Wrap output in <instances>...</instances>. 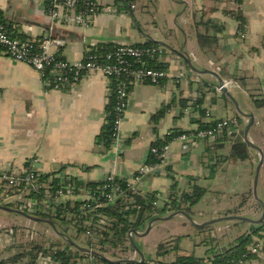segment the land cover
I'll use <instances>...</instances> for the list:
<instances>
[{
    "label": "crops",
    "instance_id": "crops-1",
    "mask_svg": "<svg viewBox=\"0 0 264 264\" xmlns=\"http://www.w3.org/2000/svg\"><path fill=\"white\" fill-rule=\"evenodd\" d=\"M102 1L117 10L127 8L125 14L100 12L89 27L82 28L51 24L46 0H0V11L13 36L50 40V50L61 59H81L100 43L152 42L164 49L161 62L170 76L180 71L184 76L178 80L172 76L162 86L132 84L117 137L107 149L96 141L105 123L110 93L109 81L102 73H90L71 88L46 89L30 65L0 55V172L32 163L38 173L67 176L82 183H96L109 174L127 181L139 165L149 160L152 144L164 140L172 131L194 129L204 120L236 117L241 121L239 137L243 141L244 130L253 119L247 138L258 149L247 145L248 157L244 160L225 157L230 149L228 141L212 153L209 141L192 144L188 150H183L176 141L170 147L167 169L141 178L134 189L157 191L164 197L172 183L176 182L178 190L186 191L198 185L205 192L191 208L194 222L241 213L249 219H258L261 205L258 202L256 208L249 199L253 198L255 169L261 161L256 191L264 203V106L257 107L254 102L264 98V0H242L239 5L235 0ZM129 4L135 5L134 8L130 10ZM236 11L245 21L242 27L235 17ZM197 33H206L216 40L203 49ZM234 77L243 78V84L238 82L242 88L226 89L230 97L216 90L220 79L235 80ZM231 90L243 92L252 103L243 108ZM195 93L200 94L198 101L202 102L192 108L189 104ZM163 105L167 106L164 115L153 120L152 114ZM251 109L261 111V116ZM202 111L209 116L200 117ZM217 154L221 156L216 161ZM210 204L221 206L220 210L195 218L200 208ZM0 205L16 209L12 202ZM245 205H248L245 212H236V207ZM11 213L32 224L14 216L0 217V264L16 253L25 252L32 244L61 243L48 223ZM184 217L177 214L170 219ZM166 220L154 222L151 228ZM236 221L241 220H226V225L240 223ZM35 222L50 230H38ZM245 222L249 225L231 236L230 241L254 224ZM139 231L142 235L145 230ZM31 232L36 236L29 240ZM261 239L264 243V231ZM62 246L61 243L59 247ZM205 248L201 246L183 254L203 256ZM139 250L147 259L143 250ZM263 259L264 252L250 261L259 264ZM27 260L22 257L13 264H24Z\"/></svg>",
    "mask_w": 264,
    "mask_h": 264
},
{
    "label": "built area",
    "instance_id": "built-area-1",
    "mask_svg": "<svg viewBox=\"0 0 264 264\" xmlns=\"http://www.w3.org/2000/svg\"><path fill=\"white\" fill-rule=\"evenodd\" d=\"M46 10L51 24H74L76 26L87 28L92 24L94 17L100 12L125 14V8L119 10L114 7L107 6L102 0H46ZM135 5L129 4L131 10ZM126 7V6H125ZM50 40L36 41L34 39H20L13 36L4 22L3 15L0 11V55L7 56L16 61L24 62L30 65L38 74L43 86L46 89H63L71 88L79 84L80 80L93 72H100L108 81L116 80L114 87L115 92V120L113 141L117 137L119 125L123 113L127 106V99L130 90L128 87L135 83H150L155 85H164L170 77L178 80L184 76L183 72H178L170 76V74L161 68H151L146 64L145 58H155L162 61L161 46H137L135 44L117 43L103 54H95L87 52L78 60L68 61L58 58L57 55L50 50ZM90 51V50H89ZM231 87L242 88V86L231 78L222 79L216 87L218 92ZM111 91L110 88L108 89ZM200 94L195 95L190 100L189 106L197 108V99ZM188 111V109H186ZM206 116L209 113L206 112ZM216 124L207 129H198V127L181 132L173 136L170 141L161 145H152L149 148L150 160L145 161L136 169L134 176L124 181L125 188H121L120 184L115 181V177L111 174L105 176L96 185L89 186L82 183L78 179L69 178L62 175H54L48 178L43 184L36 181L37 171L33 168V164L29 163L21 169H12L10 171L0 172V204L14 203L16 209L25 212L28 215L35 216L37 207L39 210L47 211L48 208L53 210L56 205L63 207V203L67 200L79 203L81 210V218H83L84 227L87 229L81 234L76 233V229L70 226L68 234H63L59 238L68 239L72 237V241L85 249L83 253L89 256L96 253L108 260L133 259L140 264H156L153 259H145L138 254L130 245V239L133 241L141 233L137 230L135 234L132 230L127 231L126 248H111L103 245L105 248L102 252L100 245L95 244L99 238L98 227H103L110 223L111 218L103 214L100 208L103 205L113 204L122 195L124 189H134V185L139 183L141 178L164 172L167 166L168 154L171 144L179 142L183 150H188L192 144L201 143L203 141H214L219 133L226 131L229 138L233 137V133H239L241 124L236 117H226L217 119ZM170 134V133H169ZM167 134V135H169ZM34 162V160H32ZM60 180L52 184L53 178ZM44 188L43 199L38 201L30 197V190ZM50 201L53 207L47 203ZM55 205V206H54ZM70 215L75 213L72 211ZM72 227V228H71ZM57 235V232H55ZM36 234L31 232L28 234L29 240L34 239ZM58 236V235H57ZM90 242V244L87 243ZM63 244V242H61ZM49 246V243L44 245ZM131 246V245H130ZM97 249V250H96ZM132 250V251H130ZM247 252L255 256H261L264 252V243L261 238H255L254 242L247 247ZM125 253L124 257H116V254ZM247 253L243 254L235 264H251L247 259ZM38 264H52L47 255L38 253Z\"/></svg>",
    "mask_w": 264,
    "mask_h": 264
},
{
    "label": "trees",
    "instance_id": "trees-1",
    "mask_svg": "<svg viewBox=\"0 0 264 264\" xmlns=\"http://www.w3.org/2000/svg\"><path fill=\"white\" fill-rule=\"evenodd\" d=\"M242 0H235L239 5ZM235 17L239 21L240 27L244 26L245 21L243 17L239 14L238 11L235 12ZM197 38L200 46L204 49L211 42L215 41V37H211L206 33H197ZM115 44L110 43H100L96 46H93L90 53L103 54L106 50L110 49ZM137 46H160L156 43L147 42L145 44H135ZM164 49L162 48L161 54L163 55ZM59 58V57H58ZM146 64L151 68H164L162 62L157 61L155 58H145ZM235 81L242 83L243 78L234 77ZM243 84V83H242ZM116 85V80L111 79L109 81L110 93L108 95L107 103L105 105V123L101 127L99 134L96 136L97 143L103 145L104 148H109L112 144L113 133H114V120H115V92L114 87ZM131 85L128 87L130 90ZM202 101L197 99L196 104H200ZM257 107L264 106V98H261L257 101H254ZM167 106H161L154 114H152L153 120L160 119L165 111ZM206 117L204 111L200 112V117ZM239 121V119H238ZM216 119L204 120L198 124V129H207L216 124ZM241 123V121H239ZM189 130H178L172 131L167 135L164 140L157 141L152 145H161L167 141H170L173 136L181 132H188ZM240 133V132H239ZM239 133H233L231 138H229L226 131H222L217 135L214 141H209V151L216 152L217 149L221 148L222 145L228 141L230 142V149L225 156L228 159H240L244 160L248 157V146L242 141L239 137ZM238 136V137H237ZM221 155H216V161L219 160ZM211 157V155H210ZM151 157H149V160ZM167 169V166H166ZM36 181L39 184H43L48 181L50 176L53 174L46 173H36ZM66 178V176H64ZM60 179L57 177L53 178L52 184L56 183ZM117 183L120 184L121 188H125L124 181H119L115 179ZM89 186H94L96 183H87ZM176 182L172 183L169 187L167 193L162 197L157 191H143L140 188L136 189H124L122 195L116 200L113 204L103 205L100 208V211L111 218L110 223L105 224L103 227H98L96 231L100 235L95 244L100 245L101 251H104L103 245H107L111 248H126V233L129 230H140L142 225H145L151 218L156 216H163L166 213L173 211H184L189 215H192L191 208L195 205L203 196L205 189L194 185L191 190H178L176 188ZM44 188L41 187L37 190H30V197L35 200L43 199ZM1 203V202H0ZM53 207L50 201H47ZM73 202L67 200L63 203V207L60 205H54L55 208L51 210L48 208L47 211H41L37 207V212L35 217L47 219L51 221L55 227V232L58 236L63 234H68L70 226H73L76 229L77 234L85 231L88 227H84L83 218H81V210L79 209V203H75L72 206ZM17 208V207H16ZM75 213L70 215L71 212ZM240 222V221H236ZM210 225H205L202 227H197L200 229H208ZM72 228V227H71ZM264 231V220H261L259 223L251 224L250 229L237 236L233 241L229 242L227 246L214 247V246H205L203 256H195L193 253L183 254L180 251L179 246V237L171 238L165 242L157 244L155 252L157 256H161L162 260H158L156 264H235L243 254L247 253V259H252L255 255L247 252V247L254 242L255 238H262V232ZM63 233V234H62ZM61 240V239H60ZM72 237L68 239H63L60 242H63V246L60 248L59 242H50L48 247H45L43 244H32L29 249L25 252H19L14 254L13 257L8 258L3 262L7 264H13L19 262L22 257L28 258L24 264H37L36 259L38 253L47 255L50 258L52 264H113L110 261L101 257V255L92 253L89 256L83 253V250L80 246L76 245L72 241ZM90 244L89 241H87ZM131 247L130 245H128ZM97 250V249H96ZM173 253V259H166L165 256ZM120 264H140L136 262L131 263H120Z\"/></svg>",
    "mask_w": 264,
    "mask_h": 264
},
{
    "label": "rangeland",
    "instance_id": "rangeland-1",
    "mask_svg": "<svg viewBox=\"0 0 264 264\" xmlns=\"http://www.w3.org/2000/svg\"><path fill=\"white\" fill-rule=\"evenodd\" d=\"M135 12H138V9L135 10ZM233 97H235L240 103L243 108L245 107V104H251V99L249 96L245 95L241 91L231 90L230 92ZM252 110V109H251ZM253 111V114H257L259 117L261 116V111ZM263 132V131H260ZM257 190V188H256ZM257 193V191H256ZM258 197V194H257ZM259 198V197H258ZM260 199V198H259ZM250 204L254 207H258V200L254 197L250 198ZM238 202H241L239 199ZM221 207V206H220ZM219 206H215L214 204H210L208 206L200 208V213L194 214L195 218H202L206 217L208 215L216 214L220 210ZM248 205L245 206H239L236 207V212H245L247 210L246 208ZM233 208V207H232ZM243 214L241 213V216ZM16 217L19 219H22L24 222L32 224V221L26 219L25 217L21 215H14L11 212H7L4 210H0V217H7L12 218ZM245 216V215H243ZM210 220V219H209ZM38 230L47 229L48 231L50 229L45 228L40 223L35 222L33 223ZM211 227L208 229H200L197 227H194L185 217L184 218H172L169 220H166L165 222H158L153 226V228L150 229V232L147 234L146 237L143 238H136L134 240L135 244L138 248L142 249L147 259H153V260H162L161 256H157L155 252V247L157 244L161 242H165L171 238L179 237V246L181 253L184 252H192L196 250V248L201 246H214V247H222L225 246V244L231 242L234 235H238L241 233V230L246 226L249 225V223L245 221H240L237 225H226V220H222L213 224H209ZM146 224L142 225L141 229L142 231L145 230ZM63 245V244H62ZM201 245V246H199ZM132 251V250H130ZM128 255L125 253H119L116 254V257H126ZM173 253L170 255L165 256L166 259H173ZM259 264H264V259L259 260Z\"/></svg>",
    "mask_w": 264,
    "mask_h": 264
},
{
    "label": "water",
    "instance_id": "water-1",
    "mask_svg": "<svg viewBox=\"0 0 264 264\" xmlns=\"http://www.w3.org/2000/svg\"><path fill=\"white\" fill-rule=\"evenodd\" d=\"M222 80L220 79V82L221 83ZM229 97H230V94L227 92L226 89L223 90ZM241 114H243L242 112H240ZM245 117H252V115H247V114H243ZM253 122V119L250 120V123L247 125V127L245 128L244 130V133H243V141L249 145L250 147H253V148H257V146H255L248 138H247V131L249 129V126L252 124ZM260 165H261V161L258 163L256 169H255V175H254V180H253V187H252V193L254 195V197L258 200V202L260 203L261 205V208H262V214L261 216L254 220V219H249L245 216H241V215H226V216H221V217H216V218H213V219H210V220H207V221H204V222H201V223H197V222H194L193 219L191 218V216L189 214H187L186 212L184 211H173V212H170L166 215H163V216H156V217H153L151 218L148 222H147V225H146V229L144 231L143 234H147L151 228V225L154 223V222H157V221H161V220H166V219H170L171 217L177 215V214H182L184 215L188 221L194 226V227H202V226H205V225H209V224H213V223H216V222H219V221H222V220H232V219H236V220H241V221H248V222H251V223H259L263 216H264V203L262 200H260L258 197H257V193H256V188H257V181H258V174H259V168H260ZM136 185H134V187H136ZM131 190V189H130ZM0 210H5V211H10V212H17V213H20L22 215H25L35 221H38V222H45V223H48L53 229H55L53 223L47 219H43V218H39V217H34V216H30L28 214H26L25 212L23 211H19V210H16V209H13L11 207H8V206H5V205H0ZM135 234H137L136 230H132ZM139 234V236H143ZM130 245L131 247L136 250L139 255L141 256V258H143V255L141 253V251L139 250V248L137 247V245L135 244V242L130 239ZM82 250H87L83 247H80ZM102 258L106 259L105 257L101 256ZM108 260V259H106ZM110 261L111 263L113 264H120V263H131V262H135L136 260H133V259H118V260H108Z\"/></svg>",
    "mask_w": 264,
    "mask_h": 264
}]
</instances>
